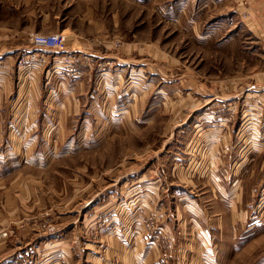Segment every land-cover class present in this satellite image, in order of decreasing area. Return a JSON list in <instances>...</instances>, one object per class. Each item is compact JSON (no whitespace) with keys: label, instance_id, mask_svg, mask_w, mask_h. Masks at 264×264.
I'll list each match as a JSON object with an SVG mask.
<instances>
[{"label":"rangeland","instance_id":"1","mask_svg":"<svg viewBox=\"0 0 264 264\" xmlns=\"http://www.w3.org/2000/svg\"><path fill=\"white\" fill-rule=\"evenodd\" d=\"M238 20L226 0H0V59L29 62L36 100L10 118L0 71V264H264V51ZM47 71L71 108H45Z\"/></svg>","mask_w":264,"mask_h":264},{"label":"crops","instance_id":"2","mask_svg":"<svg viewBox=\"0 0 264 264\" xmlns=\"http://www.w3.org/2000/svg\"><path fill=\"white\" fill-rule=\"evenodd\" d=\"M230 3L231 9L236 10L238 13V22L240 26L245 28V30L249 31L250 34L256 38V40L259 41V44H262L264 41V0H226ZM37 66V65H36ZM36 66H33L32 68H36ZM88 66V65H87ZM29 62L25 63H17V66L10 63L9 56L6 58L0 59V71L6 72V74L10 77L11 74L15 73L16 79H15V85L14 87V99L11 100L12 105L10 106V118L13 120H17L18 122L26 121L28 122L29 119H32L33 117L29 116V112L34 113V108H36V100L32 97L31 92V85H32V79L35 77L34 72H28L29 69ZM27 69V70H26ZM92 67L89 68H83L81 70V73H85L86 75H89L92 71ZM50 73L47 71L44 74V83L46 85H49L50 89L46 94V99H44V103H46L45 108H54V109H64L66 106L72 107V104L70 103V100L74 96V92L72 90H66L63 94L58 93L56 96H53L51 93L52 89V83L49 79ZM65 85H79L81 84V81H73V80H66L64 82ZM78 88H74V91L76 93H79L77 90ZM13 92V89H12ZM13 94V95H14ZM80 96V94H78ZM76 98V97H75ZM74 98V99H75ZM69 101V102H68ZM20 110V111H19ZM23 110L25 113V116L23 115ZM21 119V120H20ZM241 212V211H240ZM240 212H237V215H239ZM243 214V213H242ZM228 216H225V218L231 220L232 213H228ZM241 215V214H240ZM239 219V217H237ZM240 218H242L240 216Z\"/></svg>","mask_w":264,"mask_h":264},{"label":"built area","instance_id":"3","mask_svg":"<svg viewBox=\"0 0 264 264\" xmlns=\"http://www.w3.org/2000/svg\"><path fill=\"white\" fill-rule=\"evenodd\" d=\"M65 36L62 33L51 35H38L35 36V42L48 48H60L64 45ZM262 49L264 51V41L262 42Z\"/></svg>","mask_w":264,"mask_h":264}]
</instances>
